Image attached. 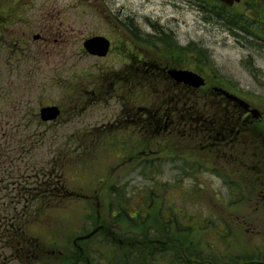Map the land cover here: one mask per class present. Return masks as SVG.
Here are the masks:
<instances>
[{
    "label": "rangeland",
    "instance_id": "374dc122",
    "mask_svg": "<svg viewBox=\"0 0 264 264\" xmlns=\"http://www.w3.org/2000/svg\"><path fill=\"white\" fill-rule=\"evenodd\" d=\"M200 2L0 0V204L5 198L15 205L24 197L20 223L49 254L85 252L90 264H98L103 249L109 251L107 264H119L122 257L111 263L110 251L129 248L115 250L110 238L80 239L107 222L116 232H127L132 242L148 232H170L169 245L183 246L188 257L193 254L186 251L201 252L204 264L237 254L242 255L237 260L251 258L264 247V175H259L264 172L256 173L242 158L245 148L253 157L264 126L247 122V140L242 133L243 141L234 135L229 142V131L239 128L241 134V125L232 122L247 109L225 90L244 95L252 103L253 119L259 118L254 110L264 106V32L255 27L235 32L209 22ZM126 15L140 23V35L151 33L144 23L148 16L168 22L164 62L125 60L128 34L116 31L113 23ZM99 34L115 43L105 58L84 48L85 39ZM140 42L135 45L139 53L158 58L152 39L148 45ZM179 66L200 72L207 88H179L182 92L174 91L180 99H166L160 81L174 88L165 79L171 77L168 69ZM145 75L156 78L159 93L152 95L147 82L134 98L125 82ZM47 105H58L62 112L44 122L40 112ZM215 141L220 148H213ZM149 192L155 195L151 210L144 205ZM119 194L129 199L133 214L146 215V223L139 216L109 219L107 205ZM40 204L45 211L38 216L34 208ZM171 215L178 220V236L161 220ZM4 243L0 237V255L16 254ZM210 245L218 252L213 257ZM61 262L62 256L55 255L40 264ZM157 262L129 257L128 264Z\"/></svg>",
    "mask_w": 264,
    "mask_h": 264
},
{
    "label": "flooded vegetation",
    "instance_id": "af4514ba",
    "mask_svg": "<svg viewBox=\"0 0 264 264\" xmlns=\"http://www.w3.org/2000/svg\"><path fill=\"white\" fill-rule=\"evenodd\" d=\"M166 1V0H165ZM170 2V1H169ZM206 2V3H204ZM204 2H200V10H206L210 13V16L206 17V19L209 22H216L217 24L221 25L222 27L226 26L229 29H232L233 31H246L251 29V27H255L259 29L261 32H264V0H209ZM172 3V2H170ZM121 10V9H120ZM122 15V14H121ZM145 26L150 28L151 33L147 31L146 34L140 35V29L138 28L139 22L131 15H126L124 18L118 17L117 22L113 23L114 29L117 27L119 31H124L126 34H128L126 45L129 49L127 52H123L125 54V60L128 61L133 60V62H142V63H150V62H164L165 61V54H164V37L165 33L168 30L167 27L169 26L168 22H164L161 19V16H148L144 18ZM170 27V26H169ZM115 29L116 31H118ZM137 31V32H135ZM118 38H123V35L118 36ZM147 38V39H145ZM111 39V38H110ZM139 41H138V40ZM153 40L152 46L155 48V50L158 53V58H155L153 60H149V57H146L143 53H139L136 49L135 45H138L142 41L143 43L149 44L150 40ZM112 41V39H111ZM142 44V43H141ZM115 45V43H114ZM113 41H112V46ZM130 46L133 47V49H130ZM164 58V59H162ZM186 68V67H182ZM80 103V102H79ZM260 108V116L258 119H253L252 114L248 110H243L241 113V120H234L233 124H240L241 125V134L239 133V128L235 131L232 129L229 131L230 141L232 142L234 135L236 137L241 138L242 140V133L244 135V141L247 140L246 133H249L250 130H245V124L247 122H256L257 125L264 126V106L259 107ZM177 114L179 115V112L181 113V110L178 108ZM177 115V116H178ZM230 123V124H232ZM223 135L220 139L223 143L226 141V132L224 127L222 128ZM257 137V136H256ZM253 138V135H252ZM259 139V138H257ZM258 145L254 147V155L253 157L249 155V150L245 148V152L242 153V158L244 160L245 165H248L253 168V170L257 173H263L264 172V136H262ZM243 141V140H242ZM216 144L218 145L216 148H220V143L218 141H215L213 143V148H215ZM245 172V169H243ZM240 173H242V170H240ZM244 174V173H243ZM264 175V174H259ZM264 197V194H262ZM126 204L122 201H114L113 205H107L109 208L107 211V215L109 216V219L111 221H115L117 219L127 218L131 220L132 218H136L139 216V219L143 220V222L146 223V215H138L134 216V214L130 213V207L125 206ZM151 209V205H149ZM167 219L170 221L167 222ZM164 224L167 225V223L172 226L173 231H177V236L181 231L177 230V218L174 215H171L170 217H164L161 218ZM177 220V221H176ZM143 223V225L145 224ZM112 224V223H111ZM94 229V228H93ZM147 231V229H146ZM166 231L163 232V234ZM169 232V235L170 236ZM97 240L102 241L104 238H110L113 243H115V250L123 249L125 247L129 248L130 251H110V258L111 263L113 262V258L116 256L117 258H121V261H118L119 264H128L129 263V257L133 261H136L138 259H145V260H153L158 261L157 264H166V262H172L174 260L178 261L179 264H188L187 261L191 260L194 261V264H204L205 259L199 255L201 252H193V251H186V253H192L193 255L187 256L185 252L183 251V246L178 247L179 245L176 242H173L172 245H169L167 243V240L165 237H168L166 235H155L153 234L151 236L150 232L147 233V235H140V237H137V241L132 242L130 241L131 237L126 232H116L113 228V225L111 227L109 226V222L101 224L98 226V231L96 233ZM118 235V237H117ZM96 240V241H97ZM166 242H165V241ZM169 242V240H168ZM104 244V243H103ZM160 245V246H159ZM103 247V245H100ZM208 253L213 257V254L218 253L213 249V246H209ZM137 250V251H135ZM214 250V251H213ZM49 250L44 249L41 251H31L29 253H25L23 251H15L16 254L12 255L11 257H7V260H4L3 255H0V264H10V260H13L15 262L18 261L19 264H40L46 261L48 262L51 257H55L57 255L58 257L62 256V262L63 264H85V262H88L90 264V259L85 257V252L76 253V251H53L56 252V254H49ZM222 251V250H221ZM50 252V251H49ZM109 251H98V264H107L108 263V253ZM227 254L230 253L229 251L226 252ZM17 256V257H16ZM264 247H260L255 249V256L253 257H243L241 259H238V257H242V255L237 254V258H227L226 260H221V263H218L217 259L214 257L213 264H264ZM2 257V259H1ZM48 259V260H47ZM96 259V260H97ZM44 263V264H45Z\"/></svg>",
    "mask_w": 264,
    "mask_h": 264
},
{
    "label": "trees",
    "instance_id": "16d2710c",
    "mask_svg": "<svg viewBox=\"0 0 264 264\" xmlns=\"http://www.w3.org/2000/svg\"><path fill=\"white\" fill-rule=\"evenodd\" d=\"M154 80H156V78H153L151 76L146 77V75H145V76H143V80H142V78L136 77L134 79L133 84L127 81V86H129L128 88L130 90L132 89V93H134L138 89L145 90L141 87V85H143L146 88V83L149 82L150 83V89L149 90L151 91L152 95H154L156 93H159V90L157 88V84H156V82L154 83ZM160 82H161V85L163 87V95L165 97L170 96L172 98L180 99V93L176 94L174 91V90H179V88H177V86L175 84H173L168 78L165 79V82H168L170 84L172 83L174 88H170L169 86L164 84L163 83L164 80H162ZM153 86H154V90L152 91L151 87H153ZM179 92H182V90H179ZM167 97H166V99H167ZM153 98H154V96L151 97V100H153ZM171 101H172V99H171ZM173 114H174V117L176 120V115H178L176 110L173 111ZM201 120H202V118H201ZM176 122H178V120ZM195 131L197 132L198 135L201 134V132L199 130H195ZM202 138L205 139V135L202 136ZM217 146L218 145L216 144L215 148ZM117 198L120 201H126V202L130 203L129 199H127L124 194H122L121 196L119 194L117 196ZM152 199H153V197L150 196V200H152ZM23 200H24V197H23V199H21V201L18 204L13 205L12 202H9L7 199L4 198V201L0 204V218L3 219V222L5 221L3 226H2L3 222L0 221V223H1L0 224V232H1V234H3V236H0V237H1V239L6 240V243L3 244V247L7 246L6 248H9V249L15 250V251H41L44 248L43 245L40 244L38 241L34 240L31 236H28L29 233L27 230V225L20 223V219L22 218V214H24V212L23 211L20 212L19 207L21 210L22 209L21 204H22ZM35 200H38V198ZM41 205L42 204H40V207H38V209L34 208L36 210L38 216L42 214V210L45 211V209ZM125 206H131V205L128 204ZM34 209L30 211V214H32ZM94 264H96V262Z\"/></svg>",
    "mask_w": 264,
    "mask_h": 264
},
{
    "label": "water",
    "instance_id": "95a60500",
    "mask_svg": "<svg viewBox=\"0 0 264 264\" xmlns=\"http://www.w3.org/2000/svg\"><path fill=\"white\" fill-rule=\"evenodd\" d=\"M86 48L94 55L105 56L107 55L110 48V41L103 36H95L89 38L85 42ZM173 77L178 80L186 81L195 86H200L204 83V80L192 72L181 71V70H170ZM60 110L56 106L46 107L42 109V118L44 120L54 119L58 116ZM90 235L86 236L89 237Z\"/></svg>",
    "mask_w": 264,
    "mask_h": 264
}]
</instances>
